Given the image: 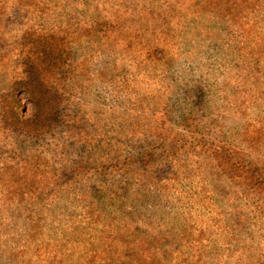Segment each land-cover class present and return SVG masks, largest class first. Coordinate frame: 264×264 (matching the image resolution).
Here are the masks:
<instances>
[{
    "label": "rangeland",
    "instance_id": "1",
    "mask_svg": "<svg viewBox=\"0 0 264 264\" xmlns=\"http://www.w3.org/2000/svg\"><path fill=\"white\" fill-rule=\"evenodd\" d=\"M94 1L103 10V20L107 8H113L118 0ZM127 1V7H136L133 11L139 9L143 14L146 7H156L159 0ZM8 5H18L28 13L6 22L0 19L5 24L1 41H11L20 26L32 28L33 33L42 29L43 35L51 37L52 51L47 58L51 71L57 72L56 76L62 70L75 72L70 101L62 111L67 123L56 136L58 163L53 167L60 175L59 196L72 195L76 204L65 207L50 222L44 219L51 230L46 239V264H85V260L92 264H212L208 253L201 258L190 253L191 244L181 242L175 231L163 228L165 233L154 238L159 230L153 231L154 222L147 218L161 215L154 212L158 193L154 191L144 200L140 199V190L131 187L154 168L144 164L136 172L126 160L146 154L150 144L163 141L164 147L157 155L156 182L174 179L177 194L189 193L190 185L185 181L172 176L162 179L163 171L168 169V156L185 148L189 154L185 166L192 172L189 180L196 195L203 194L201 181L223 218L237 223L243 220L244 213L237 205L242 203L239 196L246 188L245 158L264 165V0H172L169 21L160 18L164 31H158L150 41L147 31L139 29L138 19L124 60L135 57L138 49L145 52H139L138 58L144 62L142 73L147 79L141 88V81L133 79L126 89L124 84L116 88L108 83L116 80L115 71H109L107 78L98 73L97 67H88L95 63L93 59L83 60L80 43L87 48L91 41L71 33L76 10L93 12L92 0H12ZM91 16L84 19L90 26ZM229 26L232 33L228 38ZM73 28L81 35L88 30L86 24ZM166 30L169 37L163 39ZM114 35H110L111 40ZM171 36L172 45H168ZM97 45L104 50L100 42ZM119 46L126 49L124 44ZM85 67L88 69L84 74H91L89 77L100 74L96 96L95 92L90 94L88 81L85 83L80 76ZM102 90L114 96L108 98L105 92L100 93ZM17 100L22 119L36 114L37 108L28 95H19ZM186 113L189 117L183 123ZM58 120H62L61 115ZM137 141L143 142L142 147ZM189 144L191 151L186 149ZM120 155L122 158H118ZM230 155L236 157L235 165L231 158L225 160L226 165L219 164L220 158ZM108 169L113 170L111 177ZM27 196L28 206L33 205L30 194ZM45 199H38L40 208ZM140 201H144L146 214L138 211ZM0 203L4 206L6 202ZM259 222L263 223L264 218ZM42 224H38L41 232H36L39 240ZM253 230L255 234L263 230V225L253 224ZM210 232L206 231L205 248L211 242ZM28 238L34 241L36 236ZM83 238H87L84 250L79 246ZM201 240L197 237V244Z\"/></svg>",
    "mask_w": 264,
    "mask_h": 264
},
{
    "label": "trees",
    "instance_id": "2",
    "mask_svg": "<svg viewBox=\"0 0 264 264\" xmlns=\"http://www.w3.org/2000/svg\"><path fill=\"white\" fill-rule=\"evenodd\" d=\"M11 1L0 0V19L5 22L28 13L18 5L9 6ZM127 3V0H118L113 8L112 6L107 8L106 20H102L103 14L100 15L102 8L99 4L97 7V3L92 0L94 11L87 14L76 10L70 30L72 34H76L81 39L91 41L87 48L84 43H80L83 60L88 59L92 62L93 59L95 63L94 66L88 67H97L98 73L107 78H109V71L116 72V80L108 82L110 85L120 88L124 84L126 89L130 87V81L135 79L138 82L141 81L139 84L141 88L146 84L147 79L142 73L144 62L138 58V53L143 51L138 49L135 57L127 62L124 60V56L129 55L128 48L132 46L133 28L136 29V22L140 19L139 29L144 28V32L147 31V41H150L158 31H164L160 18L169 21L172 0H159L156 7H146L143 14L139 12V9L134 12L136 7L132 10L127 7ZM88 15H92L91 26L87 20H84ZM105 23L108 24L107 27L104 26ZM82 24L88 27L85 35H81L73 28ZM4 28L5 24L0 22V202H6L4 206L0 203V263L7 264V259L11 258L8 264L11 262L12 264H17V262L46 264L49 260V256H46L49 251L46 239L51 230L45 224V220L50 222L52 217L62 212L65 207L76 204L72 195L65 197L64 193H61L59 196V189H62V185L58 183L60 175L53 167L55 163H58V157L55 155L56 136L61 131L60 127L62 129L67 123L62 111H65V103L70 101L69 91L73 86L75 72H63L62 70L58 72L59 76H56L57 72L51 71V65L47 61L52 51L51 37L43 35L42 29H37L33 33L32 28L20 26L19 31H16L13 39L8 42L1 41V35L5 33ZM231 33L232 28L229 26L226 33L228 38ZM111 34H115L113 40H111L113 36L110 37ZM165 36L169 37L168 30L163 39ZM172 41L171 36L168 45H172ZM98 42L104 46V50L102 46L97 45ZM120 44L121 46L124 44L126 49H119ZM149 53H151L150 49ZM93 55L94 58H91L90 56ZM72 58L76 60V57ZM88 67L83 68L80 76H83L85 83L88 81L86 85L91 88L90 94L95 92L93 95L96 96V90L100 85L98 76L100 74L89 77L91 74H84V70ZM54 69L60 70L58 66H54ZM124 78L125 81H123ZM137 91L140 93V90ZM22 94L28 95L37 108L36 114L30 119H22L18 112L20 103L17 97ZM105 95L108 98L114 96L107 92ZM60 115L62 120H58ZM184 115L181 119L183 123L187 122L189 117L188 113ZM165 118L168 119L166 116ZM136 144L142 147L143 142L137 141ZM199 146L201 144L193 148L197 149ZM163 147V141H157L150 144V150L146 154L133 156L126 160L131 168L135 170L136 167V172L141 170L137 167L144 164H150V167L154 168V171H148V176L140 178V181H136L131 186L133 189L140 190V199L147 200L154 191L155 194L158 193L159 203L158 207L154 208V212L161 215L158 218L154 216V219L153 215L147 218L154 222L151 229L159 230L154 238L161 236L167 230L175 231V234H179L176 237L181 242L186 245L191 244L190 253H194L198 258L208 253L210 256L207 257H210L212 264H264V222H259L261 217L264 218V165L257 164V161L253 159L248 162L247 157L245 158L243 180L246 181V188L239 196L242 203L237 205L244 216L243 220L237 223L233 219L222 217L224 215L216 208V201L205 192V186L201 181L199 183L203 185V194L197 193L196 195V191L191 186V180H189L192 178V172L189 167L185 166L189 159L188 152H184L185 148L176 150L177 153H174L172 157L168 156L166 160L168 169L163 171L162 179L170 176L177 177L178 181H185L190 185L191 191L184 194L178 191L177 194L174 179L168 183H162L160 180L157 184L154 173L159 162L157 160L160 158L157 155ZM186 149L191 151L192 144L186 145ZM203 149L206 150V148ZM232 156L220 158L219 164L226 165L225 160ZM202 157L199 155L200 159ZM102 159H104L103 155ZM213 160H218V158ZM235 160L236 157H233L230 162H234L235 165ZM59 163H61L60 160ZM108 171L111 177L113 170L108 169ZM28 193L30 203L34 202L30 206L27 202ZM51 194V197L48 196ZM42 196L46 199L45 204L40 208L38 199ZM46 205H48L47 208ZM144 207V201H140L138 210L140 215L146 214ZM165 213L167 215L163 218ZM144 217L145 221L146 215ZM41 222L43 224L40 241L36 232H41V227L38 225ZM256 223L257 225L262 224L263 230L254 234L251 228ZM163 228L165 231H161ZM208 229L211 230L209 235L211 242L205 248L204 238ZM23 235L27 238H23ZM34 235L36 238L31 241L28 237ZM197 237L202 238L200 244H197ZM86 241L87 238H83L79 242L83 250ZM85 264L92 263L85 260Z\"/></svg>",
    "mask_w": 264,
    "mask_h": 264
}]
</instances>
